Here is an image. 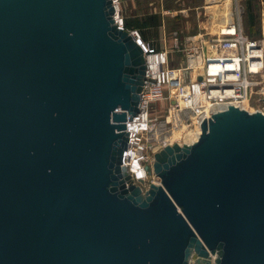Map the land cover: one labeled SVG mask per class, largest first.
I'll list each match as a JSON object with an SVG mask.
<instances>
[{"label":"water","instance_id":"water-1","mask_svg":"<svg viewBox=\"0 0 264 264\" xmlns=\"http://www.w3.org/2000/svg\"><path fill=\"white\" fill-rule=\"evenodd\" d=\"M112 14L0 0V264H264V87L154 153L159 184H126L145 65Z\"/></svg>","mask_w":264,"mask_h":264},{"label":"built area","instance_id":"built-area-1","mask_svg":"<svg viewBox=\"0 0 264 264\" xmlns=\"http://www.w3.org/2000/svg\"><path fill=\"white\" fill-rule=\"evenodd\" d=\"M113 10V24L123 30L122 0H109ZM213 7L223 8L220 33L201 42L198 51L185 50L187 64L176 69L167 67L168 55L179 51L177 33H171V46L154 50L140 39L138 30L127 32L139 45L144 58V79L139 95V109L124 119L126 147L121 164L128 180L145 191L148 184L159 180L145 171L151 168L152 155L164 146L180 145L187 127L207 118L215 109L228 103H243L256 113L260 102V88L264 86V38L250 39L242 31L241 0H208ZM199 57V74H192L189 61ZM191 71V72H190ZM199 78V80H198ZM166 102L165 109L153 105Z\"/></svg>","mask_w":264,"mask_h":264},{"label":"rangeland","instance_id":"rangeland-1","mask_svg":"<svg viewBox=\"0 0 264 264\" xmlns=\"http://www.w3.org/2000/svg\"><path fill=\"white\" fill-rule=\"evenodd\" d=\"M132 2L131 8L127 5L123 7V17L124 13L126 16L132 14V17H126L128 19L140 18L144 14H149L156 17L158 21V28H160L157 32L142 31V33L151 34L148 41H143L149 47L152 44L159 49L165 44L168 50L172 42L170 41L171 33H177L180 49L168 55V68L176 69L187 64L186 57H184L185 50L194 48L190 51L191 53L198 51L197 46L201 42H207L208 39L215 38L220 33V25L212 18L213 14H219L217 16L219 18L223 16L224 9L211 6L208 0H132ZM241 7L243 11L240 22L243 33L250 39L264 38V0H241ZM197 71L193 70L192 74ZM165 106L166 102L162 101L153 105L152 110L158 116L161 113L157 110L161 108L162 112Z\"/></svg>","mask_w":264,"mask_h":264},{"label":"trees","instance_id":"trees-1","mask_svg":"<svg viewBox=\"0 0 264 264\" xmlns=\"http://www.w3.org/2000/svg\"><path fill=\"white\" fill-rule=\"evenodd\" d=\"M249 8V6H248ZM122 26H123V30H131V29H136L139 32L140 35V39L141 41H145L146 39V34L142 33V31L148 30V29H153L158 27V21L156 19V17H154L153 15H149V14H144L142 15V17L140 18H125L123 17L122 19Z\"/></svg>","mask_w":264,"mask_h":264},{"label":"crops","instance_id":"crops-1","mask_svg":"<svg viewBox=\"0 0 264 264\" xmlns=\"http://www.w3.org/2000/svg\"><path fill=\"white\" fill-rule=\"evenodd\" d=\"M132 4H133V2H132V0H122V2H121V6H122V10H123V7L124 6H128L129 8H131V6H132ZM212 11H214V10H212ZM209 14H210V16H211V9L209 10ZM214 15V17L212 18V19H214L213 21H215V20H220L221 21V18H222V15L220 16V18L219 17H217L219 14H213ZM124 17L126 18V17H132V14H130V15H127L126 16V14L124 13ZM220 21H219V23H220ZM212 23H214V22H212ZM160 28V27H159ZM158 27H156V28H151V29H148V30H152L153 32H157L158 31V29H159ZM152 33V32H151ZM150 35L151 34H146V39H145V41H148L149 40V37H150ZM151 39V38H150ZM151 47L154 49V50H159V49H162V48H165V44H163V46L162 47H159V49H157L155 46H153L152 44H151Z\"/></svg>","mask_w":264,"mask_h":264},{"label":"bare ground","instance_id":"bare-ground-1","mask_svg":"<svg viewBox=\"0 0 264 264\" xmlns=\"http://www.w3.org/2000/svg\"><path fill=\"white\" fill-rule=\"evenodd\" d=\"M214 22L217 23L218 25H221V24L219 23V21H217V20H215ZM217 24H216V25H217ZM212 26H213V25H212ZM189 62H190V65L192 66V67L190 68V69H192V71H193V70H198L197 72H194L193 75H194V74H199L198 66H196L197 62H199V57L195 56L194 59L190 60ZM192 62H193V64H191ZM263 87H264V86H263ZM185 133H186V132H185ZM185 133H184V134H185ZM184 134H183V135H184Z\"/></svg>","mask_w":264,"mask_h":264}]
</instances>
